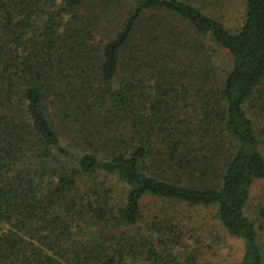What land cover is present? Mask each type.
<instances>
[{
	"label": "trees",
	"instance_id": "obj_1",
	"mask_svg": "<svg viewBox=\"0 0 264 264\" xmlns=\"http://www.w3.org/2000/svg\"><path fill=\"white\" fill-rule=\"evenodd\" d=\"M229 2L0 0V264H197L146 197L264 264V0Z\"/></svg>",
	"mask_w": 264,
	"mask_h": 264
},
{
	"label": "rangeland",
	"instance_id": "obj_2",
	"mask_svg": "<svg viewBox=\"0 0 264 264\" xmlns=\"http://www.w3.org/2000/svg\"><path fill=\"white\" fill-rule=\"evenodd\" d=\"M228 7L218 11L224 15L225 24L237 27L241 24L242 0H230ZM215 12L211 14L216 15ZM180 25V22H176ZM218 64L224 69L228 65L229 55L225 50H219L215 57ZM247 112L254 113V107L248 105ZM118 190V187L110 182V187ZM264 198V180L256 182L251 188L250 204L255 206L259 200ZM144 215L152 216L157 213L158 219L171 224L179 225L185 232L182 249L187 253L195 252L198 255L197 264H238L242 253V242L240 239L229 235L222 227L214 207H188L172 201H163L146 197L143 200ZM252 211V210H251ZM249 211V214L251 213ZM164 223V222H163ZM264 237V230H262ZM187 248V249H186Z\"/></svg>",
	"mask_w": 264,
	"mask_h": 264
}]
</instances>
